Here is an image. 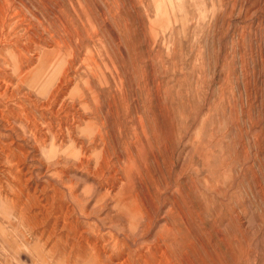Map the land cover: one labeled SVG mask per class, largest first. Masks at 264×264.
Returning <instances> with one entry per match:
<instances>
[{
  "label": "rangeland",
  "instance_id": "1",
  "mask_svg": "<svg viewBox=\"0 0 264 264\" xmlns=\"http://www.w3.org/2000/svg\"><path fill=\"white\" fill-rule=\"evenodd\" d=\"M0 13V264H86L80 243L110 254L123 229L125 256L171 241L189 264H264V0ZM122 194L150 205V230L120 215Z\"/></svg>",
  "mask_w": 264,
  "mask_h": 264
},
{
  "label": "bare ground",
  "instance_id": "2",
  "mask_svg": "<svg viewBox=\"0 0 264 264\" xmlns=\"http://www.w3.org/2000/svg\"><path fill=\"white\" fill-rule=\"evenodd\" d=\"M3 12V11H2ZM4 13V12H3ZM1 14V13H0ZM5 18H4V16L3 15H0V32L2 33L3 31H4V27L6 26V24H5ZM1 38L3 37V35H1L0 36ZM4 38V37H3ZM2 43V42H1ZM6 50V49H5ZM4 51V50H3ZM22 82V81H21ZM40 91V90H39ZM11 112V111H10ZM27 114V113H26ZM26 116V115H25ZM27 118V117H26ZM29 119V118H28ZM26 124V123H25ZM96 134V133H95ZM36 138V137H35ZM54 138H55V136H54ZM28 140V139H27ZM36 140V139H35ZM55 140V139H54ZM43 142V141H42ZM55 143V142H54ZM43 144V143H42ZM105 159V158H104ZM102 160V159H101ZM106 160H107V158H106ZM104 161V160H103ZM109 162V161H108ZM50 163V162H49ZM98 163H100V162H98ZM103 163V162H102ZM105 164V163H104ZM106 165V164H105ZM105 165H103V167L105 166ZM110 165V164H109ZM107 166H108V164H107ZM99 167V166H98ZM97 167V168H98ZM102 167V166H101ZM105 168V167H104ZM100 169V168H99ZM102 169V168H101ZM108 169V168H107ZM103 170V169H102ZM20 171V170H19ZM98 171V170H97ZM105 172V171H104ZM104 172H103V174H104ZM95 173V172H94ZM100 173H102V171H100ZM98 174V173H97ZM21 175V174H20ZM19 178V177H18ZM101 178V177H100ZM22 181V180H21ZM24 181V180H23ZM28 182V181H27ZM49 182V181H48ZM104 182V181H103ZM23 183V182H22ZM50 183V182H49ZM49 185H53V183H51V184H49ZM43 187H44V185H43ZM17 188V187H16ZM41 188V190H43L42 189V187H40ZM45 188V187H44ZM47 188H48V186H47ZM101 188V187H100ZM109 188V187H108ZM22 189L23 188H21V191H22ZM55 189V188H54ZM113 189V188H112ZM37 190V189H36ZM36 190H34V192L36 191ZM40 190V189H39ZM108 191H110V189L108 190ZM42 192V191H41ZM44 192V191H43ZM29 193V192H28ZM26 194H27V192H26ZM33 194V196H34V194L35 193H32ZM111 194V193H110ZM138 194V193H137ZM24 195V194H23ZM29 195V194H28ZM36 195V194H35ZM48 195V194H47ZM123 195V194H122ZM18 196V195H17ZM32 196V197H33ZM50 196H52V195H50ZM108 196V195H107ZM106 196V197H107ZM136 196V195H135ZM135 196H133V195H129V194H127V195H123V196H119V197H117V199L115 200V201H113L112 203L114 204L113 206H115V207H118V208H120V209H122L121 211H123V212H118V213H120V215L122 216V217H124V216H128L129 218H130V225L132 226V227H134L136 230H137V234H143V233H145L147 230H150V228H151V226H152V220H151V218H150V216H149V210L151 211V209H149L148 207L150 206L149 205V202L147 201V199H145L147 202H148V209L146 208V209H144L143 207H141L140 206V204H139V201H138V199H137V196L135 197ZM26 197V196H25ZM24 197V198H25ZM29 197V196H28ZM32 197H30V198H32ZM48 197H49V195H48ZM47 196H46V198H48ZM54 197V196H53ZM52 197V198H53ZM105 197V198H106ZM131 197V198H130ZM142 197V196H141ZM52 198H50V200L52 201ZM54 199V198H53ZM97 199V198H96ZM30 200V199H29ZM33 202H35V197L33 198ZM141 200H144V198H142ZM25 201V200H24ZM36 201H37V199H36ZM47 201V200H46ZM49 201V200H48ZM22 202H23V200H22ZM27 202H29L28 200H27ZM50 202V201H49ZM53 202V201H52ZM105 202V201H104ZM108 202V201H107ZM0 203H1V205L3 204V202H2V200L0 201ZM37 203H40V202H37ZM100 203H101V201H100ZM100 203H98V202H95L94 203V209H97L96 207H100ZM144 203H146V202H144ZM144 203H143V205H144ZM22 204V203H21ZM31 204H32V202H31ZM41 204V203H40ZM104 204H106V203H104ZM108 204V203H107ZM26 205H27V203H26ZM25 205V206H26ZM39 205V204H38ZM37 205V206H38ZM103 205V204H102ZM111 206H112V204H110ZM31 206V205H30ZM36 206V205H35ZM41 206V205H40ZM23 208H24V206H22ZM28 207V206H27ZM39 207V206H38ZM44 207V206H43ZM106 207V206H105ZM105 207H101L100 209L102 210V209H104ZM45 209L47 208V207H44ZM113 208V207H112ZM3 209V206H2V208H0V210H2ZM29 209V208H28ZM42 210H43V208H41ZM45 209H44V211H45ZM68 209H70V207L68 208ZM27 210V209H26ZM47 210V209H46ZM106 210H107V208H106ZM115 210H117V209H115ZM18 211V210H17ZM25 211V210H24ZM23 211V212H24ZM48 211H49V209H48ZM65 211H68V210H66L65 209ZM97 211V210H96ZM95 211V212H96ZM113 211V210H112ZM2 212H3V210H2ZM43 212V211H42ZM102 212H103V210H102ZM106 212V211H105ZM117 212V211H116ZM116 212H114V213H116ZM21 213H22V211H21ZM45 214H46V212H44ZM48 213V212H47ZM51 213V212H50ZM69 213H70V211H69ZM91 213V212H90ZM3 214H4V212H3ZM67 214H68V212H67ZM102 214V213H101ZM111 214V213H110ZM21 215V214H20ZM47 215V214H46ZM107 215V214H106ZM102 216V215H101ZM105 217V216H104ZM117 217V216H116ZM118 218H119V216H118ZM128 221V220H127ZM115 223V222H114ZM71 224V223H70ZM69 224V225H70ZM99 224V223H98ZM119 224H121V223H116V225L114 226V230H116V228H117V226L119 225ZM126 225V224H125ZM167 226V225H166ZM123 227V226H122ZM99 228V227H98ZM165 229H166V227H165ZM135 230V231H136ZM163 230V229H162ZM98 231H100V230H97V232ZM168 231H169V229H168ZM167 231V232H168ZM172 231V230H171ZM47 232H50V231H47ZM128 232H130V231H128ZM162 232V231H161ZM165 232V231H164ZM166 232V233H167ZM78 233V232H77ZM131 233H133V232H131ZM171 233V232H170ZM169 233V234H170ZM48 234V233H47ZM70 234V233H69ZM69 234H67L68 236H69ZM80 234H81V231H80ZM79 234V235H80ZM106 234V233H105ZM150 234V233H149ZM168 234V233H167ZM175 235V233H173L172 232V234L171 235ZM117 235V234H116ZM120 235H121V233H120ZM170 235V236H171ZM74 236V235H73ZM75 236H76V233H75ZM81 237L80 238H82L83 239V235H80ZM101 236V235H100ZM118 236V235H117ZM122 236L123 237H121V238H116V244H115V249L113 250L112 249V251H110V254H107L106 252H107V250H101L100 248H99V246H98V248L99 249H97L96 247H97V245L98 244H94V243H92L91 241H89V240H86L85 239V243H84V245H83V243H80L81 245L79 246V249H78V251H82V252H84L85 251V253L88 255V257L85 259V261H86V264H189V261L187 262V258H186V254H187V251L186 250H183V249H180V250H178V251H181V250H183L182 251V253L180 254V255H178V254H176V255H172V252H171V241H170V243H167V244H165L166 246V249L160 254V257H157L158 255H157V251H159V249L158 250H156V249H150L149 250V255H147V254H133V251L132 250H128V252L126 253V255L127 256H125V253H124V247L126 246V247H128V249L129 248H131L130 247V245H129V243H128V240H126L127 239V237H129V234L127 235L126 233H125V231H124V229H123V232H122ZM159 236V235H158ZM77 237H79L78 236V234H77ZM125 237H126V239H125ZM148 237V236H147ZM43 238H44V236H43ZM63 238H64V235H63ZM79 238V239H80ZM92 238H93V236H92ZM99 238V237H98ZM104 238V237H103ZM165 238V237H164ZM77 239V238H76ZM101 239V238H100ZM65 240V239H64ZM96 240H98V239H96ZM134 240L135 239H133L132 241H133V243H134ZM37 241H39V239L37 240ZM79 241V240H78ZM117 241H118V243H119V245L117 246ZM130 241V240H129ZM154 241V240H153ZM153 241H152V243H153ZM39 242H41V241H39ZM51 242V241H50ZM69 242V241H68ZM98 242V241H97ZM47 243V242H46ZM60 243V242H59ZM194 243V242H193ZM192 243V244H193ZM39 244V243H38ZM42 244V243H41ZM48 244V243H47ZM54 245H56L55 243H53ZM62 244V243H61ZM64 244V243H63ZM71 244H73V243H70L69 244V246L68 247H70V246H72ZM106 244V243H105ZM195 244V243H194ZM193 244V245H194ZM100 246H101V244H99ZM104 245V244H103ZM144 245H146V244H144ZM173 245V244H172ZM175 245V244H174ZM192 245V246H193ZM43 246V245H42ZM53 246V245H52ZM52 246H50V249H51V247ZM64 246V245H63ZM107 246V245H106ZM176 246V245H175ZM49 247V246H48ZM103 247V246H102ZM194 247V246H193ZM106 248V247H105ZM178 248V247H177ZM56 249V248H55ZM110 249V248H109ZM70 250V249H69ZM173 250V249H172ZM47 251V250H46ZM54 251V250H53ZM73 251V250H72ZM75 252V254H77V253H79V252ZM48 252V251H47ZM64 252V251H63ZM69 252V251H68ZM177 252V251H176ZM51 254V253H50ZM80 254V253H79ZM85 254V255H86ZM43 255H45L44 253H43ZM52 255V254H51ZM56 255V254H55ZM64 255V254H63ZM68 255V254H67ZM66 255V256H67ZM172 255V256H171ZM48 255L46 254V257H47ZM65 256V257H66ZM73 256V255H72ZM78 256V255H77ZM174 256V257H173ZM73 257H75L76 258V256H73ZM126 257V258H125ZM49 258V257H48ZM70 258H72V257H70ZM171 258H173L174 260H173V262L174 263H172V260H171ZM65 259V258H64ZM73 259V258H72ZM81 259V258H80ZM83 259H84V257H83ZM136 259V260H135ZM44 260V259H43ZM69 260V259H68ZM74 260V259H73ZM189 260V259H188ZM42 261V260H41ZM49 261V260H48ZM71 261V260H70ZM68 262V261H67ZM43 262H41V264H42ZM48 263V262H47ZM73 263V262H72ZM75 263V262H74ZM44 264V263H43ZM46 264V263H45Z\"/></svg>",
  "mask_w": 264,
  "mask_h": 264
}]
</instances>
